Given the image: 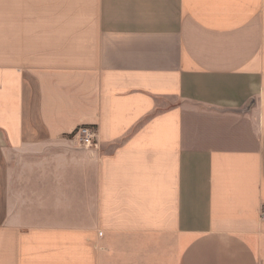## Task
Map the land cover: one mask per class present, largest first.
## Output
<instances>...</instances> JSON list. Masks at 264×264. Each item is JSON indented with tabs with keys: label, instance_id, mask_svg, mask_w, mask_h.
Instances as JSON below:
<instances>
[{
	"label": "crops",
	"instance_id": "obj_1",
	"mask_svg": "<svg viewBox=\"0 0 264 264\" xmlns=\"http://www.w3.org/2000/svg\"><path fill=\"white\" fill-rule=\"evenodd\" d=\"M0 264H264V0H0Z\"/></svg>",
	"mask_w": 264,
	"mask_h": 264
},
{
	"label": "built area",
	"instance_id": "obj_2",
	"mask_svg": "<svg viewBox=\"0 0 264 264\" xmlns=\"http://www.w3.org/2000/svg\"><path fill=\"white\" fill-rule=\"evenodd\" d=\"M97 129L91 125H82L74 133L72 137L76 138L79 146L90 147L96 143Z\"/></svg>",
	"mask_w": 264,
	"mask_h": 264
}]
</instances>
